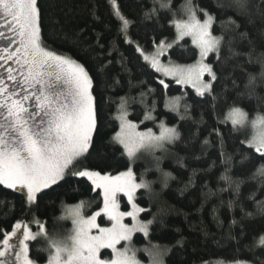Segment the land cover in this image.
Wrapping results in <instances>:
<instances>
[{
	"label": "trees",
	"instance_id": "obj_1",
	"mask_svg": "<svg viewBox=\"0 0 264 264\" xmlns=\"http://www.w3.org/2000/svg\"><path fill=\"white\" fill-rule=\"evenodd\" d=\"M39 2L44 11V36L49 47L78 59L95 78L94 94L101 105V123L94 137L92 155L83 161L84 166L113 174L125 170L126 158L121 156L119 147L110 142L113 129L118 126L111 119L115 106L109 101L126 93L137 98L141 92L146 93L149 108L155 101L152 112L155 121L144 120L145 109L139 103L132 105L129 118L137 123L143 121L140 130L152 129L157 133L163 122L169 127L177 126L180 132V139L166 145L165 151L158 150L149 157L142 152L131 165L138 178L145 169H151L145 179L156 180L159 176L155 170L156 158L159 157L160 168L174 177L169 179L166 188L162 189L159 183L153 185L160 194L157 200L149 202L143 190H139L136 197L141 207L151 208L153 212L161 205L170 210L167 227H154L151 237L153 244L169 249L165 264H233L236 260L264 264V245L259 243L264 236V212L258 207V202L264 201V186L259 178H252L264 160L247 148V132L234 128L226 120L227 112L233 108H240L249 118L264 116V0H248V7L243 11L229 6L233 0H192L199 19L205 18L204 12L215 18L213 35L224 36L219 59L213 53L206 60L218 78L213 82L211 95L204 97L197 96L189 86L175 84L170 78H163L169 84L164 90L158 83V78H162L160 74L147 68L135 52L137 44L151 53L153 40L157 43L165 38L173 40L172 21L184 18L181 6L185 0H171V11L162 10L159 18L152 19L145 18V13L152 8L153 0H117L121 13L131 22L127 32L131 44L124 42L125 36L119 31L122 25L113 14L109 0ZM229 18L235 23H224ZM109 51L111 56L107 54ZM168 58L175 63L191 64L198 58V50L185 37L163 59ZM108 60L113 63L105 69L102 65ZM114 78L121 81L120 85H113ZM250 78H254L252 83ZM149 89L154 91L149 92ZM173 97H182L180 112L184 120L165 107L166 101ZM214 129L220 132L219 137ZM205 139L210 141L208 145L204 144ZM245 156L248 159H244ZM226 157H231L227 165L222 162ZM226 168L234 182L231 185L221 179ZM236 183H239L238 192ZM80 200H102V197L73 181L50 191L40 201L39 208L25 215L19 193L0 191V201H3L0 232L11 231L10 225L17 220L30 221L37 215L49 232L67 233L69 220L58 219L63 215L62 203L74 205ZM120 203L121 208L127 210L125 200L121 199ZM95 210L93 203L85 215ZM140 217L151 218L143 213ZM98 223L107 225L100 218ZM30 226L35 228L36 225ZM147 243L142 233L134 234L132 244L141 249L137 256L145 262L148 257L142 249ZM38 247L39 244L30 242L31 256H37ZM109 255V250L102 251V257ZM46 261L47 253H39V264Z\"/></svg>",
	"mask_w": 264,
	"mask_h": 264
},
{
	"label": "snow or ice",
	"instance_id": "obj_2",
	"mask_svg": "<svg viewBox=\"0 0 264 264\" xmlns=\"http://www.w3.org/2000/svg\"><path fill=\"white\" fill-rule=\"evenodd\" d=\"M109 4L122 25L119 31L125 36L124 42L131 44L132 41L127 39L130 20L121 13L117 0H109ZM229 6L243 11L248 7V0H233ZM162 10L171 11V0H153L145 18H159ZM181 10L186 19L172 21L176 32L174 40L165 38L158 43L153 40L151 53H146L137 44L135 52L147 68L161 77L191 87L199 97L211 95L213 82L218 77L212 65L205 61L213 53L219 59L224 36L213 35L215 18L204 12L205 19H199L192 0H185ZM224 23L235 22L229 18ZM0 29L12 34L8 37L9 46L0 47V69H3L0 71V191L19 193L25 215L33 208H39L40 201L50 191L73 181L84 184L90 192L102 197V200H80L74 205L62 203L63 215L58 219H70L72 223V228L64 234L49 232L46 223L37 215L30 221L17 220L10 225L11 231L0 232V264H39L41 252L47 253L46 264H141L137 259L141 249L132 246L136 233H142L148 241L142 251L148 254L151 264H165L164 257L169 249L153 244L151 237L154 227H167L170 210L161 205L153 212L151 208L141 207L136 197L137 192L143 190L149 202L157 200L160 194L155 192L153 185L159 183L162 189L166 188L169 179L174 177L160 168L159 157L156 158L155 170L159 173L156 180L145 179L151 169H145L138 178L131 165L142 152L165 151L166 145L179 140L177 126L168 127L161 122L158 135L152 129L139 131L143 121L137 123L129 118L132 105L139 103L145 109L144 120L155 121L152 115L155 101L149 108L146 93L141 92L139 98L126 93L109 101L115 106L111 119L118 126L113 129L110 142L119 147L121 156L126 158L125 170L113 174L84 166L83 161L92 155L94 137L101 123V105L94 94V76L78 59L49 47L39 0H0ZM4 36L5 33L0 31V38ZM185 37L191 38L198 50V59L191 64H179L168 58L164 63L162 58L168 57L169 50ZM99 47L103 48V45ZM107 54L111 56L112 52ZM112 63L108 60L102 67L106 69ZM205 75L209 79L206 80ZM252 80L254 78H250V83ZM112 83L120 85L121 81L114 78ZM158 83L164 90L169 87L163 78H158ZM181 99L173 97L166 101L165 107L184 120L185 116L180 112ZM229 119L234 128L248 123L247 114L240 108H233ZM250 123L254 133L246 142L247 148L264 160V116H258ZM213 132L217 137L221 135L215 129ZM209 143L208 139L204 140L205 145ZM230 160L231 157H226L222 162L227 165ZM228 171L226 168L221 179L231 185L234 182ZM252 178H259L264 186V164L257 168ZM236 191H239V183H236ZM121 194L127 198L130 210H121ZM93 203L96 210L85 215ZM258 207L264 212V201L258 202ZM142 213L151 218L141 219ZM98 218L108 226L98 223ZM125 218H130L131 223H125ZM31 224L36 225V231ZM13 238L17 243H10ZM122 241L124 245L118 247ZM30 242L40 245L36 257L30 255ZM259 243L264 245V236L260 237ZM103 250H110V255L102 258ZM234 264L247 262L236 260Z\"/></svg>",
	"mask_w": 264,
	"mask_h": 264
},
{
	"label": "rangeland",
	"instance_id": "obj_3",
	"mask_svg": "<svg viewBox=\"0 0 264 264\" xmlns=\"http://www.w3.org/2000/svg\"><path fill=\"white\" fill-rule=\"evenodd\" d=\"M178 19H186V17L184 16V18L183 17H181V18H177V19H175V20H178ZM205 19V18H204ZM203 19V20H204ZM202 20V21H203ZM0 31H3L4 33H5V36H4V38H0V47H5V46H9V41H8V37L9 36H11L12 34L11 33H9V32H7L5 29H0ZM175 35H176V32H175ZM187 38H189L190 40H191V38L190 37H187ZM175 39V37L173 38V40ZM172 41V40H171ZM12 47H15V45H11ZM198 59V58H197ZM162 60H163V62L164 63H167V61L166 60H164L163 58H162ZM206 62V61H205ZM207 63V62H206ZM0 71H3V69H0ZM162 78H165V77H162ZM171 79V78H170ZM205 79L207 80V79H209V77L207 76V75H205ZM232 110V109H231ZM231 110L230 111H228L227 112V116H226V120L227 121H229L230 123H231V120L229 119V113L231 112ZM258 117V116H257ZM257 117H253V118H249L248 116H247V121H248V123H246V125L245 126H243V127H240L239 129H241V130H244V131H246L247 132V137H246V140H245V143L247 142V140H249L251 137H252V135H253V133H254V129L252 128V125H251V121H253V120H255ZM232 124V123H231ZM167 126V125H166ZM169 127V126H168ZM139 131H146V130H140V129H138ZM159 132H160V128H159V131L156 133L157 135L159 134ZM155 133V132H154ZM158 150H156L155 152H152V151H144V153H145V155L146 156H154L155 154H156V152H157ZM121 199H124L125 200V202L127 203V198L126 197H124L122 194H121V198H120V200ZM120 205H121V203H120ZM121 210L122 211H127V210H130V206H128L127 205V210H123L122 208H121ZM90 215V214H89ZM141 218V217H140ZM69 220V223H70V229L72 228V223H71V220L70 219H68ZM98 222V221H97ZM125 223H131V219L130 218H125V221H124ZM102 226H108V225H102ZM31 227V226H30ZM33 229V231H36V226H35V228H32ZM10 243H17V241H16V238H13L12 239V241H10ZM124 243L125 242H121V244L120 245H118V247H122L123 245H124ZM132 246H133V244H132ZM0 247H2V244H0ZM134 247V246H133ZM110 251V250H109ZM144 252V251H143ZM145 254H147L146 252H144ZM147 257H148V261H142L141 259H139L138 258V256H137V259L141 262V264H151V261H150V257L148 256V254H147ZM103 258V257H102ZM13 259H14V257H13ZM42 264H46V262L45 263H42ZM234 264V263H233Z\"/></svg>",
	"mask_w": 264,
	"mask_h": 264
}]
</instances>
